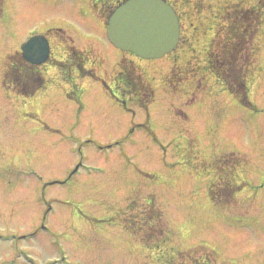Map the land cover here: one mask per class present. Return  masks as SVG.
<instances>
[{"label": "rangeland", "instance_id": "374dc122", "mask_svg": "<svg viewBox=\"0 0 264 264\" xmlns=\"http://www.w3.org/2000/svg\"><path fill=\"white\" fill-rule=\"evenodd\" d=\"M3 2L0 264H264L261 0L180 5L187 38L154 59L109 40L103 15L118 0ZM253 6L262 24L238 65L256 108L215 77L205 55L230 38L228 16ZM35 33L50 35L53 54L39 66L45 87L23 96L5 73ZM75 46L87 60L82 73L97 77L60 75L57 59ZM124 55L154 90L148 106L123 101ZM216 159L235 165L239 187L227 199L210 192Z\"/></svg>", "mask_w": 264, "mask_h": 264}, {"label": "trees", "instance_id": "16d2710c", "mask_svg": "<svg viewBox=\"0 0 264 264\" xmlns=\"http://www.w3.org/2000/svg\"><path fill=\"white\" fill-rule=\"evenodd\" d=\"M122 2V1H120ZM264 10V0H261ZM4 3L0 0V17L3 14ZM112 9L110 8V11ZM109 11V9H108ZM109 11V12H110ZM112 12V11H111ZM228 27L229 35L225 46L212 48L209 53L211 67L210 71L221 79L224 85L243 104L251 108H256L250 98V86L248 83L247 71L238 65L239 54L248 48L249 43L256 37V32L260 28L261 13L257 12L256 6L247 9H239L230 14ZM260 23V24H259ZM264 23V22H263ZM10 68L5 73V78L11 80L14 89L21 95H31L36 90L46 84L45 75L39 67L29 63L22 54L11 55ZM16 56V57H14ZM17 56H20L17 58ZM85 59L83 53L77 48L68 50L64 61H58V69L63 79L72 81L76 70H82ZM119 71L116 74L118 88L125 104L133 101L137 105L148 106L153 100L154 90L144 82L137 72V66L127 58L119 64ZM85 73L81 75L84 76ZM143 94V98L132 99V95Z\"/></svg>", "mask_w": 264, "mask_h": 264}, {"label": "water", "instance_id": "95a60500", "mask_svg": "<svg viewBox=\"0 0 264 264\" xmlns=\"http://www.w3.org/2000/svg\"><path fill=\"white\" fill-rule=\"evenodd\" d=\"M108 35L124 50L146 58L162 57L179 41V19L164 0H128L111 15ZM22 49L27 59L38 63L45 61L50 52L44 36L32 37Z\"/></svg>", "mask_w": 264, "mask_h": 264}, {"label": "flooded vegetation", "instance_id": "af4514ba", "mask_svg": "<svg viewBox=\"0 0 264 264\" xmlns=\"http://www.w3.org/2000/svg\"><path fill=\"white\" fill-rule=\"evenodd\" d=\"M179 12L180 14V5L186 4V2H190V1H198L197 2V7L201 8V4H202V0H168ZM182 17V13L180 14ZM220 159V158H219ZM215 160V164L213 163L214 166V173L216 174V172L218 173V176L220 178L219 182H213L212 183V187L210 192L213 191V194L215 195V197L220 198V197H224L226 198L227 195L230 193L232 194L235 190V187H239L238 184H235L236 182L234 181V173H235V165L225 163L226 161H224L223 158L222 160ZM243 182H247L246 180L242 179ZM209 192V193H210ZM211 195V193H210ZM227 199V198H226Z\"/></svg>", "mask_w": 264, "mask_h": 264}]
</instances>
